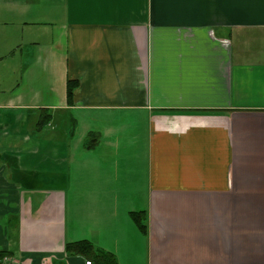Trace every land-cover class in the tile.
<instances>
[{"label":"crops","instance_id":"crops-1","mask_svg":"<svg viewBox=\"0 0 264 264\" xmlns=\"http://www.w3.org/2000/svg\"><path fill=\"white\" fill-rule=\"evenodd\" d=\"M82 240L264 264V0H0V264H88Z\"/></svg>","mask_w":264,"mask_h":264},{"label":"trees","instance_id":"trees-1","mask_svg":"<svg viewBox=\"0 0 264 264\" xmlns=\"http://www.w3.org/2000/svg\"><path fill=\"white\" fill-rule=\"evenodd\" d=\"M76 87V82L68 81L66 87V97L68 103H71L72 95ZM48 119L49 115L45 111H42L35 124V130L40 131L42 125H44L48 121ZM130 217L136 224L138 229L141 232L145 233V226L142 224L144 219V212H130ZM65 251L69 255H79L80 257L84 258L88 264H116V258L112 253L96 248L89 241L82 240L67 243L65 245ZM8 255L9 254L7 253L0 252V261L4 257H8Z\"/></svg>","mask_w":264,"mask_h":264},{"label":"rangeland","instance_id":"rangeland-1","mask_svg":"<svg viewBox=\"0 0 264 264\" xmlns=\"http://www.w3.org/2000/svg\"><path fill=\"white\" fill-rule=\"evenodd\" d=\"M65 129H68V127L65 128ZM65 129L62 127L59 130H62V132H63V130H65ZM48 132H50L49 129L45 130L44 132H41V134L42 133H45L46 134ZM33 135L37 136V132H34ZM88 135H90V134H87L86 137L83 140L86 143V145H85V143H81V145H80V142H79L80 139H81V137H82V130H80V132H79V141H78L77 137H75L74 139L66 138V141H65L66 143L69 144V148H70V152L71 153L72 152L73 153H77V151L80 150V157H81V160L82 161H84V157L83 156H86V154H89L88 152L89 151H92V149H94L97 146V143L98 142L103 143V139L100 138V136L95 137L96 135H92V136L88 137ZM36 140H38V141L37 142L34 141V143L37 144L38 145L37 147L40 148L41 147V145H40L41 144V141H40L39 137H36ZM91 145H92V149H85V150H89V151H85L84 150V146L85 147H90ZM91 154H94V153H91ZM77 167L78 166H75V174L77 172ZM79 167H80V173H81V176L80 177L81 178H87L89 166H79ZM65 168H66V174L68 173V179H69V181H71V179H73L72 166H65ZM69 168H70V171H69Z\"/></svg>","mask_w":264,"mask_h":264}]
</instances>
